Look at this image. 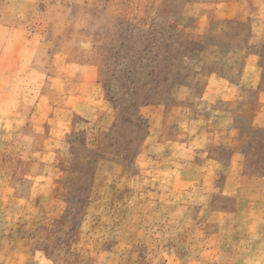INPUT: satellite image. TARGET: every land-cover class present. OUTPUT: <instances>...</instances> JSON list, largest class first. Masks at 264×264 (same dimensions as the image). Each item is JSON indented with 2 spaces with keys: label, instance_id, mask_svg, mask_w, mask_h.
I'll return each instance as SVG.
<instances>
[{
  "label": "rangeland",
  "instance_id": "obj_1",
  "mask_svg": "<svg viewBox=\"0 0 264 264\" xmlns=\"http://www.w3.org/2000/svg\"><path fill=\"white\" fill-rule=\"evenodd\" d=\"M260 90L264 0H0V264H264Z\"/></svg>",
  "mask_w": 264,
  "mask_h": 264
},
{
  "label": "crops",
  "instance_id": "obj_2",
  "mask_svg": "<svg viewBox=\"0 0 264 264\" xmlns=\"http://www.w3.org/2000/svg\"><path fill=\"white\" fill-rule=\"evenodd\" d=\"M225 6L230 7V6H233V4L228 1L225 4ZM216 12L221 14L218 10ZM223 15H225V17L227 18H236V17L239 18L240 16L239 14L236 15V13H230L229 11L226 13H223ZM253 57H255L253 54H249L246 57V60L251 61ZM245 68L248 69L247 65L245 66ZM239 90H241L239 86H237L236 84H232V82H229V86H224L223 89L222 90L220 89L219 92L221 93L222 99L233 100V99H236V97H238ZM253 124L256 127L264 129V90H260V93H259L258 110H256V113L254 115ZM213 162H214V159L210 158V160L206 163L207 165L204 163V165H206L203 168L205 169V173L210 174L214 170L215 166L213 165ZM234 164L235 163L230 162L229 168H233ZM236 166H239V163H237ZM236 173H234L233 171L232 173H230V171H228V175L226 179L227 182L220 187L222 191H225L223 192V194L232 196V197H236L238 195L239 184L237 183V177L240 174H238V172ZM249 213L252 215V219L250 218L248 220V219L242 218V220L245 221V223H254V225H256L259 230H262L264 232V208H261V207L251 208V210L249 209ZM257 238H258V241L256 243L257 248L255 252L261 255V254H264V238L263 237H257Z\"/></svg>",
  "mask_w": 264,
  "mask_h": 264
}]
</instances>
